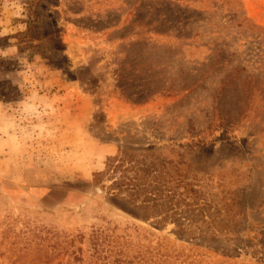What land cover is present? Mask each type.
I'll use <instances>...</instances> for the list:
<instances>
[{"label":"rangeland","instance_id":"obj_1","mask_svg":"<svg viewBox=\"0 0 264 264\" xmlns=\"http://www.w3.org/2000/svg\"><path fill=\"white\" fill-rule=\"evenodd\" d=\"M121 147L198 203L125 210ZM0 264H264V0H0Z\"/></svg>","mask_w":264,"mask_h":264},{"label":"trees","instance_id":"obj_2","mask_svg":"<svg viewBox=\"0 0 264 264\" xmlns=\"http://www.w3.org/2000/svg\"><path fill=\"white\" fill-rule=\"evenodd\" d=\"M138 149L148 150L131 147L119 148L116 155L107 158L105 169L93 174L94 183L101 185L104 178L112 180L109 189L113 191L115 197L125 202L122 207L131 213H139L142 217H157L163 213L168 218L170 212L168 208H171L172 203L178 202V200L175 201V196L182 195L178 190L180 188H183L187 195L193 198L191 204L198 203V199L201 197L199 182L205 178V173L200 167L189 164V167L186 168L171 160L159 162L153 159L147 163L146 158L135 157L134 154L129 153ZM150 156L152 154H149ZM191 166L196 169H192ZM220 185L219 183L218 187ZM220 204V202L217 203L219 206L217 210H214L215 214L211 213V209L207 205V211L212 216L213 223H211V229L206 227V230L200 232L205 233L208 230L216 237L215 232L226 233L234 230V227L228 229L221 227L222 222L217 221L216 216H222L221 209L223 210V207ZM140 209L143 211L140 212ZM179 228L185 234L195 232L188 226L179 225Z\"/></svg>","mask_w":264,"mask_h":264}]
</instances>
